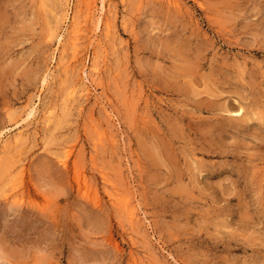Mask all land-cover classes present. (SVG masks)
<instances>
[{"label": "rangeland", "instance_id": "obj_1", "mask_svg": "<svg viewBox=\"0 0 264 264\" xmlns=\"http://www.w3.org/2000/svg\"><path fill=\"white\" fill-rule=\"evenodd\" d=\"M101 1L0 0V264H264V0Z\"/></svg>", "mask_w": 264, "mask_h": 264}, {"label": "bare ground", "instance_id": "obj_2", "mask_svg": "<svg viewBox=\"0 0 264 264\" xmlns=\"http://www.w3.org/2000/svg\"><path fill=\"white\" fill-rule=\"evenodd\" d=\"M93 2V1H92ZM92 6V5H91ZM90 9H92L91 7H90ZM99 10H100V12L98 13V15H97V18H96V25L97 26H99V25H101V23H103L102 21L104 20L103 19V12L105 11V4H104V1L102 0L101 1V5H100V8H99ZM92 11V10H91ZM94 13V12H93ZM89 14H90V12H89ZM76 16V15H75ZM73 19V18H72ZM71 19V20H72ZM73 20H74V22H73ZM72 20V23H75V19H73ZM80 21V20H79ZM78 24V23H77ZM71 25V24H70ZM95 25V26H96ZM72 26V25H71ZM75 27V25H73V28ZM96 28V27H95ZM76 30H78L77 28H75ZM74 30V29H73ZM74 33V32H73ZM76 33V32H75ZM74 33V35H76ZM72 34V33H71ZM73 35V34H72ZM77 36V35H76ZM71 37H73V36H71ZM75 37V36H74ZM73 37V38H74ZM75 44V43H74ZM94 65H95V63H94ZM238 110V109H237ZM31 111H33V109H31ZM31 111H30V114H31ZM236 113H239V110L238 111H235ZM29 113V112H28ZM29 115V114H28ZM77 173V172H76ZM76 173H75V175H76ZM80 173V172H79ZM78 178V177H77ZM80 179V178H79ZM84 179V178H83ZM81 180V179H80ZM85 180V179H84ZM77 183V182H76ZM83 183V182H82ZM87 187V186H86ZM17 193V192H16ZM15 193V194H16ZM19 197V196H18ZM16 199V198H15ZM18 199H21V198H18ZM18 201V200H17ZM47 202V201H46ZM42 203V202H41ZM34 206V205H33ZM40 207V206H39ZM132 210L130 209V212H131Z\"/></svg>", "mask_w": 264, "mask_h": 264}]
</instances>
